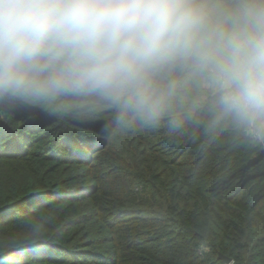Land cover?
<instances>
[{"label": "clouds", "instance_id": "9594fccd", "mask_svg": "<svg viewBox=\"0 0 264 264\" xmlns=\"http://www.w3.org/2000/svg\"><path fill=\"white\" fill-rule=\"evenodd\" d=\"M20 108L109 139L196 127L264 147V0H0V112ZM47 231L18 217L0 264Z\"/></svg>", "mask_w": 264, "mask_h": 264}, {"label": "trees", "instance_id": "16d2710c", "mask_svg": "<svg viewBox=\"0 0 264 264\" xmlns=\"http://www.w3.org/2000/svg\"><path fill=\"white\" fill-rule=\"evenodd\" d=\"M100 127L0 112V234L48 229L28 264H264V147Z\"/></svg>", "mask_w": 264, "mask_h": 264}, {"label": "water", "instance_id": "95a60500", "mask_svg": "<svg viewBox=\"0 0 264 264\" xmlns=\"http://www.w3.org/2000/svg\"><path fill=\"white\" fill-rule=\"evenodd\" d=\"M219 257L222 259L223 262L225 263H229L230 262V258L228 256H224L219 254Z\"/></svg>", "mask_w": 264, "mask_h": 264}]
</instances>
